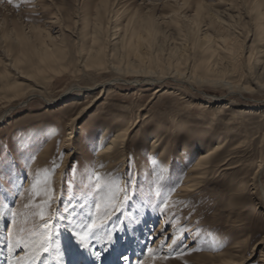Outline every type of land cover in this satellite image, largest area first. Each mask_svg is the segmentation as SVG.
Masks as SVG:
<instances>
[{"label":"rangeland","instance_id":"374dc122","mask_svg":"<svg viewBox=\"0 0 264 264\" xmlns=\"http://www.w3.org/2000/svg\"><path fill=\"white\" fill-rule=\"evenodd\" d=\"M252 1L112 0L119 17L102 20L97 43L102 50L106 45V52L114 54L115 36L126 24V14L134 13L149 15L157 36L159 32L167 36L163 53L174 45L185 46L177 53L182 79L166 75L138 85L122 80L129 77L112 81L119 75L81 66L82 53L90 48L92 11L99 0H12L11 4L0 0V149L24 165V187H30L32 174L50 168L62 153L51 186L52 211L63 212L62 192L74 186L79 196L93 169L101 175L124 174L132 158L140 191L109 223L122 229L121 256L129 249L131 264H168L175 259L169 264L210 259L264 264V165L259 168L264 163V87L253 84L254 69L264 60V18L252 17ZM200 2L209 5L217 20L205 9L197 13ZM216 32L236 40L238 63L214 62L205 68L199 50L191 45L213 42ZM46 48L57 60L50 69L44 68L49 60L44 58ZM113 57L109 61L116 65ZM227 82L240 88L231 91ZM249 87L254 90L247 91ZM116 134L122 136V144L115 147L117 157L108 167L100 162L98 151ZM17 148L34 158L25 164ZM203 155L207 156L197 165ZM153 159L165 169L161 190L170 183L178 185L171 195L174 206L166 214L153 208L158 203L153 195L158 187ZM190 179L192 186L185 189L183 182ZM181 201L183 205L175 206ZM20 203L17 198L10 207ZM53 224L61 232L59 237L54 234V240L66 245L60 218L54 215ZM184 226L188 238L180 239L202 250L166 261L158 254L153 260L148 249L165 245L162 251L168 254L173 232ZM125 227L139 249L131 246ZM9 229L10 220L6 224L0 218L3 264ZM214 245L218 250H212ZM47 257L42 254L41 259Z\"/></svg>","mask_w":264,"mask_h":264},{"label":"snow or ice","instance_id":"6c2138e0","mask_svg":"<svg viewBox=\"0 0 264 264\" xmlns=\"http://www.w3.org/2000/svg\"><path fill=\"white\" fill-rule=\"evenodd\" d=\"M8 3L11 4L12 0H8ZM17 152L20 158L25 160V164L34 158L30 155L25 156L19 148ZM62 159L61 153L52 161L50 168L32 174L30 187L25 188L21 182L27 178L23 172L24 165H19L16 157H12L10 153L5 154L0 149V218L5 219L6 224L10 220L11 224V229L7 230V235L4 237L7 251L6 264H38V262L49 264L47 259L42 260L41 257L42 254L51 256L53 251L56 264H102L104 254L115 244L114 232L119 230L114 225L109 227V223L117 213L122 214L126 205L140 191L141 182L131 167L132 158H129V167L124 174L101 175L93 169L88 175L89 183L86 190H82L77 196L74 186H70L67 193L61 194V200L66 201L63 204V212L57 209L53 213L52 203L55 197L51 186L52 177L55 170L60 167ZM150 163L154 170L152 174L157 177L158 182V187L153 193L158 203L154 204L153 208L161 214H166L174 206L171 195L178 185L170 183L166 190L162 191L163 184L160 183V178L165 169L154 159ZM100 167L103 165L101 164ZM69 183L71 185V182ZM17 198L21 203L17 207H10L17 204ZM183 204L184 202L181 201L175 206ZM54 215L63 223L62 231L67 234L66 245L54 240V234L56 237L61 234L53 224ZM187 231L186 226L177 227L171 236L169 253L163 254L165 245H161L160 250L148 249L150 257L155 260L159 254V258L166 261L175 255L202 250L199 246L189 247L184 243L188 238L184 235ZM182 235L184 240L180 239ZM167 239L169 238L165 237V241ZM17 249H20L23 255L18 254ZM212 250L218 249L214 245ZM122 259L126 262L129 260L127 256H123Z\"/></svg>","mask_w":264,"mask_h":264},{"label":"bare ground","instance_id":"6f19581e","mask_svg":"<svg viewBox=\"0 0 264 264\" xmlns=\"http://www.w3.org/2000/svg\"><path fill=\"white\" fill-rule=\"evenodd\" d=\"M111 1L112 0H99V2L93 8L91 34L89 39L90 48L82 53L84 55L80 59L81 66L87 68L93 65L95 68H101L102 72L118 74L119 76L112 81L119 80V77L123 76L125 78L129 77L128 79H122L124 82H133L138 85L142 83L150 84L153 82H157L166 75L173 76V78L177 77L182 79L181 76L183 74L179 73L178 69L176 68L179 65V56H177V53L180 49L185 50V46L181 44L174 45V47L170 48L167 53H163L164 41L165 37L167 36H165L164 32H159L160 35L157 36L158 31L154 28V21L151 17H149V15L141 16L139 13H134L133 15L126 14L128 20L121 29V32L118 34V36H115L116 40L114 54H109L106 52V45L103 46V50L101 45H97L98 33L101 30L102 20L104 18L110 19L112 16H114L116 19L119 17L117 15V11L113 9L114 5H111ZM251 4L252 5H250L249 11L252 17L255 18V20L263 19L264 0H254L251 2ZM201 9H205L208 16L212 17L215 20H217V18L219 17L216 13H211L209 5L200 2L197 7V13H199ZM51 37L52 36L49 33L46 36L48 41L52 43L54 40H51ZM213 40V42H209L203 45L199 43H192L191 45L193 46V48L199 50L198 52H200V56L205 62V68H209L214 62L219 64L222 61H227L229 64H234L235 62L238 63L237 60L239 59V53L236 50L237 44L234 38L227 40L225 36L219 34V32H216L215 39L213 37ZM45 51H47L48 55L45 53ZM108 54L110 55V57ZM112 55H114V61L117 62L116 65L115 63H111L109 61ZM44 58L45 60L49 59L48 64L46 63L44 68H52V62L56 60V56L53 54V52H50L49 48L44 49ZM58 59H60V57ZM233 69L234 68L232 66L231 70ZM254 74L255 76L257 75V78H255L256 81L254 80L253 82V84H255L254 87H264V83H262L264 78V60L262 62H258L256 68L254 69ZM186 78H190V75H187ZM225 86H227L231 91H236L235 89L240 88L238 83L234 84L231 82H227ZM253 90L254 89L250 87L247 88V91L249 92ZM121 138L122 136L120 134H116L105 145L104 148L98 151L100 162L105 161L104 164L108 165V167H110L111 164L114 163V160L117 157L115 147L118 144H122V141H120ZM206 156L207 155H203L202 157H200L197 165L203 163V160L205 159L204 157ZM263 165L264 163H260L259 168H261ZM191 181L192 179L185 180L183 182V187L185 189L190 188L192 185L189 182ZM122 235L123 233L121 229L119 230L117 236L114 237L116 241L115 244L109 248V251L107 253L104 254L102 264H131L129 260L127 262L124 261L122 259L123 256H121V246L119 247V245L120 241L122 240ZM124 235L128 238V240L130 238V244L134 248V250H136L139 246H134V242L136 241V239L134 238V235L131 233L129 228H126V232L124 233ZM117 242L119 243L116 245ZM135 245H137V241ZM99 246L101 247V245H97V247ZM2 254L3 251L0 247V264H3ZM20 254H22V252H20ZM125 255L129 258V249ZM54 256V251L51 256L48 255L47 260L49 261V264H56ZM176 261L177 260L175 259L168 260L167 262L169 264L176 263ZM208 261V263H202V261L199 260L195 264H222V261L215 262L211 259Z\"/></svg>","mask_w":264,"mask_h":264}]
</instances>
